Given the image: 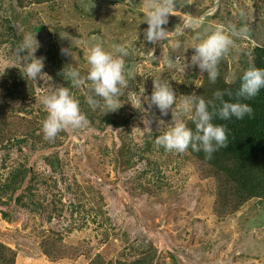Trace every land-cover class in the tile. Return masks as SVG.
Returning a JSON list of instances; mask_svg holds the SVG:
<instances>
[{
	"label": "rangeland",
	"instance_id": "obj_1",
	"mask_svg": "<svg viewBox=\"0 0 264 264\" xmlns=\"http://www.w3.org/2000/svg\"><path fill=\"white\" fill-rule=\"evenodd\" d=\"M146 2L147 0H46L25 10L36 12L35 24L44 25L45 30L37 33L31 27L20 28L16 31L15 46L25 33H36L40 46L35 55L44 57L51 65L50 70L54 67L55 60L47 55L51 46V50L56 52L61 46L72 45L78 61L75 66L87 71L86 55L93 46L99 44L114 53L118 47H127L128 55L123 57L125 66L130 63L128 69L134 70L137 75L130 80L126 89L127 97L121 99L123 109L130 118L125 127H109L102 133L93 128H68L66 136L61 137L62 144L54 149L25 155L26 164L31 171L38 170L45 175H51V170L43 159L45 154L58 150L61 157H70V162L68 166L65 165L64 179L54 175L57 185L55 191L40 190V195L44 197L38 199L41 207L37 213L18 208L16 197L23 189L18 191L11 204L5 196H0V243L16 252L14 264H90V260L97 254H103L106 260L119 264L115 260L124 251L134 252L141 244L145 248H157L161 259H169L175 255L181 264L192 263L178 252L179 244L182 247L189 245V252L192 256L198 254L200 264H232L222 262L223 258L230 262L237 261L233 264H264V201L249 200L235 215L218 217L212 212L213 199L210 193L207 190L199 191L192 167L185 166L178 160L163 164L160 172H151L149 176H155L156 179L149 184L150 188L145 189L141 185L147 179L139 173L145 164L141 157L156 159V155L160 153L156 149L149 155L143 152L144 147L137 151L134 157L136 165L125 174H118L113 170V164L109 163L110 172L106 175L97 152L89 157H76L77 150L87 148L91 152L92 136L104 139L112 152L110 157H113L114 143L119 147L131 140L137 149L143 145L149 131L160 129L162 125L170 126L173 118L171 111L167 116H161L156 109L148 108L144 96H150L153 89L151 76H158L161 82L168 79L166 82L172 84L177 98L195 91L200 84L201 72L191 64L194 49L190 46L196 42L194 38L198 34L207 35L218 27H224L229 32L232 25L237 28L246 27L247 35L242 39L236 38V47L226 56L232 68H242L248 64L253 57V48L264 43V0H182V6L178 3L175 10L176 15L169 17L166 28L171 31V39L163 42V46L142 42L143 30L147 27L146 22L141 23L144 16L142 8ZM13 4L16 9L14 2L8 1L2 5L0 14L12 11ZM240 12L244 15L241 16ZM186 22H190L191 26L184 30L182 36L177 37L175 28H182ZM59 28L61 30L56 32ZM60 34L67 37H61ZM15 46H10L5 38L4 48ZM19 61L10 56L3 57L0 69H5L9 64L16 65ZM67 62L76 64L70 57H67ZM194 69H198L199 77L194 76ZM44 73L43 79L38 77L35 81L36 93H41L42 98L56 92L61 84L59 78H54L45 71ZM142 86L145 88L144 95L141 92ZM179 118L175 112V119L180 120ZM22 148L27 154L29 149ZM15 152L16 150L10 153L15 158L14 162L22 161L25 156L19 159ZM164 160L163 155L159 162L163 163ZM14 166L12 163L7 164L0 170V183L4 182L7 172ZM166 167L168 170L165 171ZM90 170L94 173H90ZM74 173L77 181L72 178ZM76 182L84 190L83 195L76 196L83 202L85 209L101 213V218H109V221L104 222L110 233L107 242H100L103 236L87 214L79 209L78 213L72 215V209H69L72 197L69 196L71 194L67 195L66 187L69 184L73 187ZM42 187L43 185H39L37 188ZM54 194L58 198L59 195L63 197L65 210L62 218L54 215L53 220L48 221ZM2 212L12 213L13 220L4 219ZM60 236L61 239H58ZM49 237L53 246L59 247L56 249V257L61 254L54 260L41 247V239ZM186 250L188 251L187 248ZM206 254L208 255L205 256ZM202 255L203 259L200 258Z\"/></svg>",
	"mask_w": 264,
	"mask_h": 264
},
{
	"label": "trees",
	"instance_id": "obj_2",
	"mask_svg": "<svg viewBox=\"0 0 264 264\" xmlns=\"http://www.w3.org/2000/svg\"><path fill=\"white\" fill-rule=\"evenodd\" d=\"M1 1L2 0H0V8L9 1L16 4L17 10L13 4L12 11H4V15L0 14V60L3 57L10 56L11 59H15L16 61L19 60L14 52L17 43L15 41L16 31L20 28L27 27H31L32 31L37 33L45 30L44 25L35 24L36 17L34 14L36 12L25 10L33 5H40L46 0H5L2 3ZM7 14L12 15L7 16ZM60 30L61 28L56 32ZM5 38L8 39L10 46L15 47L4 48L3 44ZM51 49H53L52 46L48 50L47 55L55 58L53 63L54 67L50 70L51 65L46 62L45 59L43 71L47 74H52L54 78H59L61 84L58 88H68L70 93L79 101L80 109L85 114L87 120L86 124L79 128V130L93 128L102 133L109 127L121 129L125 127L129 123L130 118L127 117L128 114L126 115L123 105L118 111L107 115H103L100 109L93 110L87 103V96L91 95L87 82L80 87H73L69 81L58 75V72L65 66L62 64H68L67 57L60 54V48L56 50V52H53ZM252 56L248 64L243 65L242 68L230 67L225 57L220 62V76L214 84L208 80L206 72L202 73L200 71L201 79L199 86L195 91L190 89L192 91L187 95L196 94L202 96L205 100H209L213 97V93L216 90H231L235 92L240 83L238 78L242 75L243 71L251 66L264 68V43L258 44L253 48ZM7 67L3 69L6 70L5 74L0 77V170L5 168L7 164L12 163L15 166L7 172L4 177V182L0 183V191L2 192L0 196H5L7 201L9 200V204H11L18 191L23 189L16 197L18 208L31 213H37L38 209L41 207L38 203V199L44 197L40 195V190L48 192L57 188L54 175L57 174L61 179H64L65 165H69L70 157L65 155V157H61L58 150L48 155L45 154L43 159L45 160L46 166L51 170V175H45V173L38 170L32 172L26 164V156L32 152L54 149L62 144L61 137L66 136L67 129L62 131L53 142H48L43 139L41 126L42 121L47 116V112L42 104L43 95L41 93H36V80L28 81L22 76L20 68H23L24 65L20 61L16 63L15 66L9 64ZM129 67L130 63L126 65V70ZM3 70L0 69V71ZM80 71L82 75L86 76L87 71L83 69ZM194 72V76L199 77L198 69H194ZM233 76L237 78L235 82L228 83ZM153 78L159 80L158 76H151L150 79L152 80ZM166 81H168V79L163 80V82ZM152 90L153 89H151V92ZM125 97H127V90L124 91V95L121 99H125ZM181 98L182 95L177 98L178 103ZM225 99L227 100L230 98L225 96ZM244 102L249 103L253 109L250 116H245L242 120H237L233 117L228 121L219 119L215 121L216 123L226 126L228 146L220 148L213 153L211 159H207L204 152H196L191 148L185 153L179 154L166 152L162 147L156 146L154 143L155 137L160 132L166 130L168 127L166 125H162L160 129L154 128L149 131L143 145H140L141 147L139 146L137 149L134 148L131 140L125 141L124 144L119 147L114 143L113 150L115 154L113 157H110V153L112 152L106 141L104 139L101 140L98 136H92L93 145L91 152H88L87 148L81 151L77 150L76 152L78 153H76V157H89L92 153L97 152L100 155L98 158L103 162V170L106 175H109L110 172L108 167L109 163L113 164L112 168L117 171L118 174H125L131 167L136 165L134 157L137 151L142 150V147H144L143 152H147L149 155L150 152L156 149L160 152L156 155V159H150L144 156L141 157V159H143L141 161L145 162V164L139 173L140 176L148 179H145V182H141V185L144 186L145 189L150 188L149 184L156 179L154 178L155 176H149L151 172H160L163 169V164H169L171 161L178 160L183 165L192 167L193 175L197 177L196 184L199 191L203 192L207 190L210 193L213 199L211 207L212 212H214L216 216L235 215L249 200L258 199L260 202L264 201V89H261L256 97ZM36 105H39V107ZM156 110L159 111L158 109ZM176 114L180 116V120H185L188 126L194 129V125L190 121H187L182 113L176 111ZM22 147L29 149L27 154L22 150ZM14 150H16V157L19 155V159L23 155H26L22 161H17V163L14 162L15 158L10 156V153H13ZM163 155L165 160L163 163H160L159 160ZM105 163H107V166ZM119 167L121 168L120 170ZM76 170H78L77 167ZM166 170H168V167H166L165 171ZM90 173L93 174L94 171ZM140 176L137 175V177ZM72 178L77 181L75 173ZM137 180L141 179L137 178ZM39 185H43V187L37 188ZM86 188L90 189L88 186H86ZM66 191H68L67 195L71 194L69 196L72 197V200L69 202V209H72V215L78 213L79 209L81 212L83 211L84 214H87L89 219L96 224L95 227L103 236V240L100 242H107L106 240L109 239L110 233L104 222L109 221V218H101V213H94L92 210L89 211L85 209L83 202L79 201L78 196H76L78 194L83 195L82 192L84 190L81 184L76 182L73 187L69 184V186L66 187ZM59 196L58 198V195L54 194V198L51 200L52 208L47 216L48 221L53 220L54 215L61 216L62 218V214H64L65 204L62 202L63 197L61 195ZM2 217L8 221L13 220L12 213L2 212ZM57 218L60 219V217ZM58 239H61V236L58 237ZM98 241L99 240H97V242ZM40 242L44 253L49 258L54 260L61 256V254H59V256L56 257V249H59V247L58 245L53 246L50 237L43 238ZM114 250L117 249L114 248ZM126 252H128V250L124 251L123 255L115 261L119 264H181L178 258L172 254L169 259L168 257H163V259H161L158 249L153 246L145 248V245L141 244L134 252ZM178 252L185 255L188 262L190 261L192 264L197 262V264H200L199 258L197 259L198 254L192 256L189 252V245L182 247V244H179ZM207 255L208 254L205 256ZM15 256V251L11 250L6 244L0 243V264H14ZM203 257L202 255L200 258L203 259ZM221 261L232 264L237 262H230L226 258H223ZM89 263L114 264L113 260H106L103 254H97Z\"/></svg>",
	"mask_w": 264,
	"mask_h": 264
},
{
	"label": "clouds",
	"instance_id": "obj_3",
	"mask_svg": "<svg viewBox=\"0 0 264 264\" xmlns=\"http://www.w3.org/2000/svg\"><path fill=\"white\" fill-rule=\"evenodd\" d=\"M178 3L182 6V0H147L142 8L144 16L141 23L147 24L143 30V43L163 46V42L171 39V31L165 26L169 23V17L176 15ZM239 14L244 15L243 12ZM190 26V22H186L182 28H175V35L182 36L184 30ZM246 35V27L237 28L235 25L231 26L230 32L224 27H218L207 35L198 34L194 38L196 42L190 46L194 49L191 64L198 67L202 73L206 72L211 83H216L220 76V62L236 47V38L242 39ZM39 46L36 33L35 35L25 33L14 49L15 56L24 65L20 68L21 74L28 81L37 80L38 77L43 79L45 74L43 71L45 58L35 55ZM60 54L75 60L76 64H65L58 75L69 81L73 87H80L87 82L91 92V95L87 96V103L93 110L100 109L103 115H107L122 107L124 103H121V98L124 91L129 87L130 80L137 75L132 69L126 70L123 57L128 55L127 47H118L114 53L105 50L99 44L93 46L86 55L88 65L86 76L75 66L78 61L72 45L61 46ZM5 72L6 70L0 71V77ZM236 79L233 76L228 83H234ZM238 79L240 83L235 92L216 90L209 100L196 94L184 95L178 103L171 83L153 78V90L150 96H144L148 108L158 109L161 116H167L171 111L173 117L170 126L156 135L155 145L162 147L166 152L179 154L191 148L196 152H204L207 159H211L213 153L220 148L227 147V128L215 121L217 119L228 121L233 117L242 120L252 114L251 105L244 101L256 97L261 89H264V68L251 66L243 71ZM141 92L144 95L143 86ZM225 96L230 99L226 100ZM42 104L47 112L41 126L45 141L53 142L62 131L68 128L79 129L87 122L79 101L66 87L44 96ZM133 106L143 112L138 106L134 104ZM176 111L182 113L186 120L194 125V129L190 128L185 120L175 119Z\"/></svg>",
	"mask_w": 264,
	"mask_h": 264
}]
</instances>
